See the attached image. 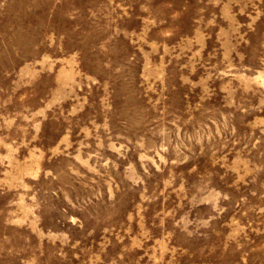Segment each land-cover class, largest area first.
Masks as SVG:
<instances>
[{
  "label": "rangeland",
  "instance_id": "1",
  "mask_svg": "<svg viewBox=\"0 0 264 264\" xmlns=\"http://www.w3.org/2000/svg\"><path fill=\"white\" fill-rule=\"evenodd\" d=\"M0 264H264V0H0Z\"/></svg>",
  "mask_w": 264,
  "mask_h": 264
}]
</instances>
